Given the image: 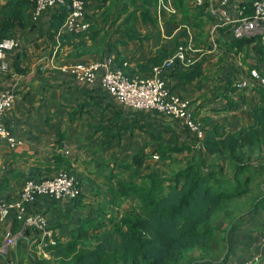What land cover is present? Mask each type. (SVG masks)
<instances>
[{
  "label": "trees",
  "instance_id": "16d2710c",
  "mask_svg": "<svg viewBox=\"0 0 264 264\" xmlns=\"http://www.w3.org/2000/svg\"><path fill=\"white\" fill-rule=\"evenodd\" d=\"M88 1L86 0V15L83 21L88 22L89 27L81 31L63 30L67 16L66 7L56 5L57 11L53 13L48 34L53 38L58 36L53 42L58 48L60 45L73 46L68 58L97 54L103 56L113 48L107 28L104 25L98 27L90 20L91 15L87 12ZM154 2L155 0H123L124 6L117 11L112 21L114 25L119 23L118 31L122 33L123 39L126 38L122 43L137 41L143 45L153 38L149 32H144L137 26V21L141 19L157 23L156 17H153ZM35 4L36 0H6L3 3L0 7V40L10 37L20 40L15 34L16 31L33 30L39 25L40 18L52 7L45 9L36 18ZM173 4L182 15L180 23L187 24L190 21L198 34L204 16L212 18L215 22L207 10V4L191 6L188 5V0H173ZM114 7L111 1L103 11H98L103 24H108L111 20ZM131 7L133 9H130ZM241 7L244 9V15H253L250 0L242 3ZM121 19L122 22H119ZM168 23H176L175 15ZM219 32L227 34L229 38L226 42L227 52L239 54L247 48L248 53H255L256 63L252 64L251 68L259 69L264 64V33L236 38L232 24L220 27ZM87 39L91 43H88ZM76 41L78 43H75ZM184 44H187V41L176 39L172 47L161 45L146 62H139L135 66H131L128 59L118 54L114 57V63L127 75L148 76L155 67L163 68L165 60ZM22 48L23 44L13 51L19 52L18 49ZM204 63L205 60L194 62L190 66H172L168 69V78L170 82L173 81L171 79H176L173 86L165 80L164 75L162 78L173 91L190 84L197 88L196 84L202 85L207 80ZM15 68L19 72L26 70L19 64ZM223 68L224 64L221 69ZM227 82L224 91L227 102L218 111H232L241 104V101L232 97L243 95L238 92L231 76L227 77ZM258 92L260 99L250 108L254 123L235 131L228 129L227 124L214 120L210 115H200V108L196 106L193 109V118L200 122L204 131L202 138L196 137V140L191 139L192 133L185 134L188 139H181L179 131L164 124L160 119L153 122L157 123L154 131L150 126L152 123H146L142 116H151L150 113L127 112L128 108L124 106L116 107L95 126L96 132L104 135L109 142H115L118 147H121L124 136L132 135L136 131L147 134L148 139L139 149L121 161L117 172L114 166L110 167L109 179L112 183L108 185V191L111 197L106 203L112 208L111 211L107 210L104 204L98 205L94 211H89L88 215L79 219L68 241H63L61 236L53 231L51 240L48 237L44 239L47 243L44 248L50 257H39L34 253V264H206L204 257L210 251L211 240L215 235L212 225L214 217L223 211L224 206L227 208L231 200L243 195L240 189H243L244 182L251 178L249 175L243 180L249 166L245 159L246 148L252 150L264 144V89ZM244 101L243 97L242 102ZM152 111H155L154 114L163 115L156 110ZM182 126L190 132L184 123ZM259 134L263 135V139L259 138ZM168 136L171 137L170 141L167 140ZM63 139L62 133L60 141ZM155 156H158L157 160L151 163ZM206 156H222L230 162L232 174L225 175L224 166L213 167L205 164ZM61 170L74 175L72 161L65 155L58 154L52 164L37 165L27 180H41ZM82 191L81 188L80 195L72 199L76 207L84 206L82 202L85 193ZM124 199L132 200V204L130 209L120 216L116 214V207H119ZM13 225V231L17 232L22 222L15 217ZM25 231L28 233V229ZM34 231L36 234L31 241H34L36 246L41 237L37 230Z\"/></svg>",
  "mask_w": 264,
  "mask_h": 264
},
{
  "label": "crops",
  "instance_id": "0c3cea01",
  "mask_svg": "<svg viewBox=\"0 0 264 264\" xmlns=\"http://www.w3.org/2000/svg\"><path fill=\"white\" fill-rule=\"evenodd\" d=\"M5 1L0 0V7ZM111 1L115 6L111 20L108 24H103L99 12ZM246 1L249 0H229L227 9L232 17H238L241 5ZM123 4V0L88 1L87 12L89 16L91 15L90 20L98 27L104 25L111 36L110 44L113 48L106 51L103 56L97 54L68 58L73 46L60 45L58 48L55 43L53 44L58 36L51 37L48 28L53 13L57 11L56 5L51 6V10L43 14L39 25L33 30L16 31L15 34L20 38L23 48L18 49L19 52H9L7 58L9 70L0 71V94L3 91H11L14 94L13 108L3 118L17 140L15 146H9L5 141L0 142V199L11 202L19 200L22 186L29 174L41 163L52 164L58 154L65 155L72 161V171L82 192L85 193L84 185L93 189L96 180H99L97 176H104L107 180L104 183L110 185V167L114 166L117 172L121 161L143 144L137 139L145 136L147 141V134L136 131L132 135L124 136L121 147H118L115 142H109L104 135L96 132L95 126L116 107L124 106L128 108L127 112L137 110L123 105L113 95L106 94L99 78L94 84H82L63 69V66L77 61H102L109 57L114 59L118 54L128 59L131 66H135L139 62H146L159 46L172 47L176 39L186 41L188 35L191 39L194 38L195 45L200 47L197 56H200V61L205 60L203 67L207 80L202 85L196 84L197 88L190 84L171 91L183 93L186 89L190 94V100L193 99L200 108V115H208L209 113L205 111L208 108L212 111L209 115L214 120L227 124L230 130L235 131L254 123L250 108L260 99L258 90L264 89V86L257 88L237 86L240 82L252 79L251 65L256 63L254 52L248 53L247 48L239 54L227 52L226 42L229 40L227 34H221L220 27L216 28L213 19L208 16L202 18L200 34L190 21L181 24L182 15L175 8L173 0H155L153 17L157 19L156 24L138 19L137 26L142 31L149 32L153 36L152 39L143 45L137 41L124 44L122 41L126 38L123 39L122 33L118 31L119 23L116 25L112 23ZM188 5L194 6L191 0H188ZM174 15L176 23L170 25L168 21ZM119 22H122V19ZM262 30L263 32L258 34H263L264 28ZM87 42L91 43L89 39ZM184 45L190 46L189 41ZM190 50L192 51V47ZM17 64L26 70L19 72L15 68ZM171 67L164 68L162 75L173 86L176 79H171L173 81L170 82L168 78V69ZM258 70L264 73V64ZM229 76L238 92L243 95L232 97L241 101V104L232 111H218L227 102L224 91ZM209 83H214L213 92L216 90V93H219L217 105L211 103L214 99L211 97L212 87L208 88ZM206 92H210V95ZM141 111L151 114L142 116L146 123H152L150 124L152 130L156 131L157 123H153L156 122L155 119H160L164 124L179 131L181 139H187L185 134H188V130L182 126L181 121H177L178 119L164 114H154L155 111L152 110ZM238 111L241 113L237 114ZM220 113L232 114L218 118L215 114ZM62 133L64 139L60 141ZM259 138L263 139V135L259 134ZM245 159L249 166L242 179H247L249 175L251 178L244 182L242 186L244 190L240 189L243 195L231 200L227 208L224 206L223 211L214 217L212 225L215 235L211 240V249L204 257L206 264H264V144L252 150L246 148ZM206 160L207 165L224 166L230 175L233 172L230 171V162L222 156H206L204 163ZM86 198L85 195L82 202L84 206L87 203ZM81 208L83 207L75 206L74 200L62 201L42 197L35 203L26 205L25 215L26 219L30 220L35 213H44L48 217L49 225L53 226L49 227L51 231L59 234L63 241H68L71 239L72 229L84 216ZM15 217L16 210L11 208L0 217V264H34V253L39 257L49 258L50 255L45 248L40 244L35 246L34 241H31L36 232L35 228L29 225L28 233L25 232L23 237L17 238L14 244L8 246L6 252L1 250L4 240L15 233L13 231Z\"/></svg>",
  "mask_w": 264,
  "mask_h": 264
},
{
  "label": "built area",
  "instance_id": "2783aa9c",
  "mask_svg": "<svg viewBox=\"0 0 264 264\" xmlns=\"http://www.w3.org/2000/svg\"><path fill=\"white\" fill-rule=\"evenodd\" d=\"M250 1L253 15L250 17L244 15V9L241 8L238 17L234 18L227 9L229 0H191L194 6L209 4L208 9L215 19V27L232 24L233 35L236 38L258 34L256 29L264 28V0ZM54 5L64 6L67 9L63 30L78 32L89 27V23L83 21L86 15V0H36L34 17L37 18L45 9ZM20 46L21 42L18 38L10 37L0 40V71L9 70L8 54ZM187 48L189 49L190 46H180L172 56L165 60L163 68L155 67L152 74L148 76L125 74L121 68L115 66L112 57L102 61L71 63L63 66V69L82 84H94L99 78L103 89L123 105L137 111L156 110L178 119L191 131H194L197 137L202 138L204 131L200 122L193 118L194 108L190 105V101L172 92L162 78V71L166 67L176 64L189 66L193 63L188 57ZM251 77V80L240 82L237 86L251 88L264 86V74L260 70L252 68ZM13 105V92H1L0 142L5 141L9 146H15L17 140L6 125L3 116L12 110ZM80 193L81 188L76 176L65 170L41 180H26L22 186L19 200L11 202L7 199H0V217L11 208L16 210V217L22 222L21 228L14 235L4 240L1 250L6 252L9 245L14 244L17 238L23 237L27 225L38 231V235L41 237L39 244L44 248L47 245L44 239L48 237L51 240L52 234L48 217L42 212H37L30 220H27L26 205L33 204L42 197L62 201L72 200L78 197Z\"/></svg>",
  "mask_w": 264,
  "mask_h": 264
},
{
  "label": "rangeland",
  "instance_id": "374dc122",
  "mask_svg": "<svg viewBox=\"0 0 264 264\" xmlns=\"http://www.w3.org/2000/svg\"><path fill=\"white\" fill-rule=\"evenodd\" d=\"M257 31H256V33H262L263 32V30L262 29H260V28H258V29H256ZM187 40L186 41H189V45H190V47H192V51L190 50V48L188 49V51H187V53H188V57L189 58H191V60L194 62V61H197V62H200V56L198 57L197 56V54H199V52H200V47H199V45H195V42H194V38L193 39H191L188 35H187V38H186ZM187 55V54H186ZM210 55H208V57H209ZM242 59V58H241ZM212 63V62H211ZM214 83H209L208 84V88H211V92H212V95H211V97H213V101L211 102L213 105H217V100L216 99H218V96H217V94H219V93H216V90L213 92V90H214V88H215V85H213ZM218 84V83H217ZM191 89V88H190ZM192 90V89H191ZM181 92V91H180ZM206 94H208V95H210V92H206ZM179 95H181L182 97H184V98H186L188 101H190V105L193 107V108H195L196 107V102L195 103H192V101H193V99L192 100H190L191 98H190V94H189V92L188 91H186V89L184 90V92L182 93L181 92V94H179ZM210 97V98H211ZM209 100H211V99H209ZM216 100V101H215ZM204 107H206L207 108V106L205 105ZM210 109H206L205 111L207 112V113H212V111L210 110ZM241 112L240 111H238L237 112V114H240ZM208 114V115H209ZM214 114V113H213ZM232 114V113H231ZM231 114H229V113H220V114H215L218 118H225V117H228V115H231ZM247 124V123H246ZM232 127H234L233 125H232ZM235 127H237V126H235ZM190 130V129H189ZM185 131V130H184ZM183 131V132H184ZM190 133H192V135L193 136H191L190 135V137H191V139L192 140H196V137H197V134L194 132V131H191L190 130ZM189 133V131H188V134H190ZM170 139H171V137L170 136H168V138H167V140L168 141H170ZM186 139V138H185ZM188 139V138H187ZM138 141H140V142H144L145 141V136H142V138H140V139H137ZM180 158H182V160H184V158L183 157H179V159ZM178 159V160H179ZM157 160V159H156ZM155 161L153 160V162L151 161V163H154ZM177 163H178V161H176ZM208 163V160H206L205 161V164H207ZM175 167H177V165H174ZM227 168H224V174L226 175V174H228V173H230L229 172V170L227 169ZM98 178H99V180H96V184H95V186H93L92 188V190L88 187V186H85L84 185V189H85V195H86V205L85 206H83V208H81L82 210H83V215L85 216V215H88V213H89V211H91V210H96V207H98V205H100V204H104L105 205V207L107 208V210H110L111 211V209L112 208H110V205L108 204V203H106V200L108 199V198H110L111 197V195H110V193H109V191H108V185L107 184H105L104 183V181H107L105 178H104V176H97ZM112 183V182H111ZM99 184L101 185V187H98L99 186ZM100 192V193H99ZM97 193H99V194H97ZM97 194V195H96ZM99 202H101V203H99ZM88 203H91V204H88ZM134 203V202H133ZM132 204V200H130V199H124V200H122V202H121V204H120V206L119 207H116V214L117 215H120V216H122L123 214H125L126 213V211H128L129 209H130V205ZM92 206H93V208H92ZM93 210V211H94ZM115 210V209H114ZM110 211H108L109 213H110ZM109 216L107 215V218H108ZM52 225H49V227H51ZM53 227V226H52Z\"/></svg>",
  "mask_w": 264,
  "mask_h": 264
}]
</instances>
